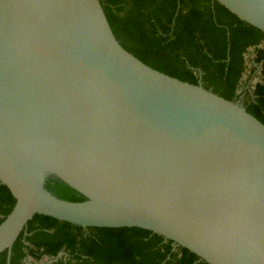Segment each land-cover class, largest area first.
Segmentation results:
<instances>
[{"label": "water", "instance_id": "water-1", "mask_svg": "<svg viewBox=\"0 0 264 264\" xmlns=\"http://www.w3.org/2000/svg\"><path fill=\"white\" fill-rule=\"evenodd\" d=\"M215 1L264 33V0ZM50 176L86 200L53 196ZM0 184L7 264L35 215L264 264V123L127 51L101 0H0Z\"/></svg>", "mask_w": 264, "mask_h": 264}, {"label": "trees", "instance_id": "trees-1", "mask_svg": "<svg viewBox=\"0 0 264 264\" xmlns=\"http://www.w3.org/2000/svg\"><path fill=\"white\" fill-rule=\"evenodd\" d=\"M120 44L148 66L204 87L230 101L246 70L245 55L254 48V63L263 79L253 96L243 99L247 111L264 123V33L241 21L215 0H101ZM53 196L70 202L86 198L55 176L45 182ZM16 199L0 184V224ZM62 258L51 264H208L188 249L140 228H87L35 215L12 248L10 264L28 257ZM7 264V251L0 255Z\"/></svg>", "mask_w": 264, "mask_h": 264}, {"label": "rangeland", "instance_id": "rangeland-1", "mask_svg": "<svg viewBox=\"0 0 264 264\" xmlns=\"http://www.w3.org/2000/svg\"><path fill=\"white\" fill-rule=\"evenodd\" d=\"M252 59H253L252 53L250 52V54L247 55L248 72L242 80L240 89H238V97L240 98L238 100L242 102V104H243V99L247 97L249 94L253 93L255 85L259 81L261 82L260 67H256L253 64ZM62 258L68 259L66 254H62L59 259H62ZM50 260L44 258L42 261H35L32 258H28L25 261V264H46Z\"/></svg>", "mask_w": 264, "mask_h": 264}, {"label": "flooded vegetation", "instance_id": "flooded-vegetation-1", "mask_svg": "<svg viewBox=\"0 0 264 264\" xmlns=\"http://www.w3.org/2000/svg\"><path fill=\"white\" fill-rule=\"evenodd\" d=\"M261 48L262 47H264V44H262L261 46H260ZM250 52L252 53V57H253V59H252V61L254 60V58H255V56H256V52H255V49L254 48H251V49H249V52L245 55V59H246V70L244 71V73H243V75H242V78H241V81H240V85H241V83H242V80H243V78H244V76L247 74V72H248V64H247V55H249L250 54ZM253 64L256 66V67H260V74H261V81H262V79H263V76H262V66L261 65H256L255 63H254V61H253ZM258 83H260V81L258 82ZM257 83V84H258ZM256 84V85H257ZM256 85H255V87H256ZM255 87H254V90H255ZM239 89H240V87H239ZM253 93H254V91H253ZM253 93L252 94H250V96H253ZM237 94H238V91H237ZM238 99H240L239 97H238ZM86 230V229H85ZM174 245V244H173ZM174 248H175V245H174ZM177 248V247H176ZM28 258H31V257H28ZM45 258V257H44ZM43 258V259H44Z\"/></svg>", "mask_w": 264, "mask_h": 264}]
</instances>
